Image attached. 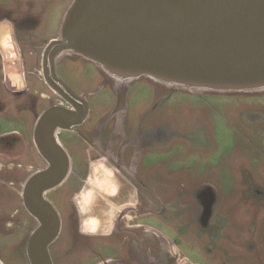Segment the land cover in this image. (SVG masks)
<instances>
[{
	"label": "rangeland",
	"instance_id": "374dc122",
	"mask_svg": "<svg viewBox=\"0 0 264 264\" xmlns=\"http://www.w3.org/2000/svg\"><path fill=\"white\" fill-rule=\"evenodd\" d=\"M72 1L0 0V20L14 23L24 48L26 44L38 48L60 33ZM27 21L29 27L23 24ZM4 43L3 47H8L7 41ZM28 51L36 52L37 59L43 50H24L34 90L38 64ZM58 60L77 63L72 65L74 69L68 66L63 71L70 81L95 69L96 73L108 74L98 63L73 51H66ZM133 79L140 81L138 88L146 98L137 116L162 122L160 150L157 154L151 152L159 164L146 167L144 173L151 190L144 187L137 191L138 207L149 204L152 208L137 219L143 228L151 229L149 256L157 255L160 243L165 253L163 264H264V88L195 90L169 86L147 75ZM1 82L0 74V147H16L15 132L28 138L35 114L45 107V102L41 100L32 110L28 108L30 93H6ZM8 156L0 153V162L6 163ZM102 170L105 178L98 180L96 188L104 197H112L115 192L110 194L105 189L112 171L106 166ZM0 178H5L1 172ZM99 197L91 195L93 199ZM12 203L6 185L0 181V209ZM112 217L111 214L109 219ZM142 234L143 229L124 233L119 239H130L125 250L134 253L142 247L136 245ZM166 240L175 250L166 245ZM24 245L25 241L19 248L15 240L0 235L3 262L29 264Z\"/></svg>",
	"mask_w": 264,
	"mask_h": 264
},
{
	"label": "flooded vegetation",
	"instance_id": "af4514ba",
	"mask_svg": "<svg viewBox=\"0 0 264 264\" xmlns=\"http://www.w3.org/2000/svg\"><path fill=\"white\" fill-rule=\"evenodd\" d=\"M4 21L12 22L5 19L0 23ZM23 24L30 26L28 21ZM2 29L8 26L0 25V45L4 39ZM12 35L25 81L30 72L26 68L25 48L43 50L42 57L37 59L36 52H27L38 64L34 90L25 88L15 93L17 96L30 93L32 101L28 108L32 110L41 100L45 107L35 114L28 138L15 132L16 147H0V153L9 154L6 163L0 162V172L5 177L0 181L13 199L11 205L0 209V235L15 240L19 248L25 241L26 257L31 264L30 239L39 229H50L56 213L58 233L47 245L52 264H163L165 253L161 244H157V255L149 256L151 229L148 226L144 229L137 221L140 213L152 210L149 204L138 207L137 191L144 187L151 190L146 184L145 168L159 164L151 152L157 154L162 144V122L137 116L146 99L138 88L140 81L133 78L118 81L109 73H96L92 63L89 64L95 69L93 72H83L78 80H67L63 74L65 67L74 69L78 65L60 62L58 58L54 63L46 59V50L53 39L38 48L31 44L24 48L14 23ZM46 113L48 120L41 124ZM96 166L111 169L112 176L105 189L116 188V193L108 197L109 203L92 199L83 213L82 197L93 188ZM109 204L119 209L112 211L110 224L104 226L99 206ZM93 217H98L99 223L95 232H87V223ZM141 229L143 234L136 245L142 247L135 249V254L126 251L130 239H119L120 235ZM165 242L175 250L172 243ZM0 261L3 262L1 257Z\"/></svg>",
	"mask_w": 264,
	"mask_h": 264
},
{
	"label": "water",
	"instance_id": "95a60500",
	"mask_svg": "<svg viewBox=\"0 0 264 264\" xmlns=\"http://www.w3.org/2000/svg\"><path fill=\"white\" fill-rule=\"evenodd\" d=\"M60 29L45 53L52 63L73 51L130 78L264 87V0H73ZM58 228L54 213L50 229L33 234L31 264H52Z\"/></svg>",
	"mask_w": 264,
	"mask_h": 264
},
{
	"label": "crops",
	"instance_id": "0c3cea01",
	"mask_svg": "<svg viewBox=\"0 0 264 264\" xmlns=\"http://www.w3.org/2000/svg\"><path fill=\"white\" fill-rule=\"evenodd\" d=\"M7 25L8 29H2L1 31L3 32L2 35L4 36L3 39V44L0 45L1 46V50L0 51V57H1V70H0V74L2 75L5 74V77H2V88L5 90L6 93H11L14 94L16 91L25 89L28 87L32 89V85L30 84V80L28 79L27 81L24 80L23 77V66L20 60V56L17 53V46L16 43L14 42V36L12 35V29H13V25L12 23H9L8 21H4L3 23H0ZM5 41H7L8 43V47H3L6 43H4ZM1 44V43H0ZM8 48V49H7ZM8 50L7 54L5 51ZM95 168L100 169V166H96ZM103 173L104 171L100 169V171L98 173L94 174V177L92 179V189L87 191L83 198L86 199V201L84 202L85 205V210L86 208L89 206L90 202L92 201L93 198H91L92 194H98L100 197L98 198L99 200H101L102 202H107L109 203V201H111V199H109L108 197H104L102 192L98 191V189L96 188V183H98V180H101L103 178ZM116 193V188L113 189L111 188L109 190V193ZM93 197V196H92ZM101 202V203H102ZM119 209L118 206H113L112 204H109L108 206L104 207V206H99V210L102 211L103 213V224L104 226H108L110 223L108 221H110L109 216L112 214L113 210H117ZM85 210L83 211V213L85 212ZM99 223V219L98 217H93L92 219H89V223H87V232H95L96 227Z\"/></svg>",
	"mask_w": 264,
	"mask_h": 264
},
{
	"label": "bare ground",
	"instance_id": "6f19581e",
	"mask_svg": "<svg viewBox=\"0 0 264 264\" xmlns=\"http://www.w3.org/2000/svg\"><path fill=\"white\" fill-rule=\"evenodd\" d=\"M66 52L62 51L58 54L57 58L62 57ZM89 59V58H88ZM95 62V61H94ZM96 63V62H95ZM101 67L104 68V70H106L109 74L113 75L116 77V79L118 81L120 80H126V79H132V77L130 78L129 75H123L120 74L118 72H116L113 69H110L108 66L103 65V64H98ZM156 80L161 81L163 83L168 84L169 86H181V87H186V88H190V89H195V90H202V89H213V90H223V91H232V90H239V91H247V90H261L263 89L262 87H257V88H245V89H229V88H208L206 86H200V85H191V84H185V83H177V82H173V81H168L166 79H161V78H157L155 77Z\"/></svg>",
	"mask_w": 264,
	"mask_h": 264
}]
</instances>
